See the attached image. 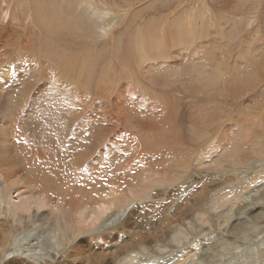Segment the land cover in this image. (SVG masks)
I'll use <instances>...</instances> for the list:
<instances>
[{
	"label": "rangeland",
	"instance_id": "374dc122",
	"mask_svg": "<svg viewBox=\"0 0 264 264\" xmlns=\"http://www.w3.org/2000/svg\"><path fill=\"white\" fill-rule=\"evenodd\" d=\"M0 183V264H95L124 218L157 244L108 264H264V0H0Z\"/></svg>",
	"mask_w": 264,
	"mask_h": 264
},
{
	"label": "bare ground",
	"instance_id": "6f19581e",
	"mask_svg": "<svg viewBox=\"0 0 264 264\" xmlns=\"http://www.w3.org/2000/svg\"><path fill=\"white\" fill-rule=\"evenodd\" d=\"M40 11H41V9L40 8H37V13H38V15L40 16ZM40 21V20H39ZM47 39V38H46ZM53 45V44H52ZM65 55V54H64ZM64 55H62L63 57H64ZM64 59V58H63ZM106 72L104 71V74H105ZM107 74V73H106ZM102 76H104V75H102ZM106 76V75H105ZM104 78V77H103ZM8 100H9V98H8ZM48 100V99H47ZM11 101V100H10ZM8 102V101H7ZM43 102H44V100H43ZM49 103H50V105H51V107H54V109H55V111H59V108H60V106H61V104H59V103H57L56 101H53V100H51V99H49ZM9 104V103H8ZM43 105H41V107H42ZM45 107V106H44ZM64 107H66L65 109H67V108H69L70 110H69V112H73L74 111V108L72 107V106H70V105H64ZM43 108V107H42ZM57 108V109H56ZM39 109V108H38ZM64 109V110H65ZM42 110V109H41ZM40 110V111H41ZM47 112L49 111V110H46ZM55 111H53V112H55ZM37 112V111H36ZM47 112L45 113V112H43V115H44V113L45 114H47ZM38 113H40V112H38ZM36 114V115H40V114ZM49 113V112H48ZM56 113V112H55ZM59 113V112H58ZM64 113V112H63ZM52 115V114H51ZM59 115V114H58ZM66 115V114H65ZM64 115V116H65ZM54 116H56V114L54 115ZM52 117V116H51ZM69 117V116H68ZM42 118V117H41ZM44 118H46V115L44 116ZM47 118H50V116H48V114H47ZM46 118V119H47ZM53 119H56L55 117L53 118ZM53 119L51 118V120L53 121ZM63 119V118H62ZM45 120V119H44ZM44 120H42V122L44 121ZM69 120H70V118H69ZM59 121V120H58ZM129 121V120H128ZM61 124V123H60ZM171 122H168V126L169 127H171ZM48 125V124H47ZM49 127H50V125H48ZM63 126V125H62ZM160 128H161V126H160ZM48 132H49V129L47 130ZM55 130H54V127L52 126V133H51V135H56V133L54 132ZM47 134V132L44 130V131H42V135H40L39 136V139H41V140H43V138H44V136ZM99 134V133H98ZM97 134V135H98ZM102 136V135H101ZM102 138V137H101ZM99 139V138H98ZM83 147V146H82ZM70 153V155H72V151H70L69 150V147H68V150H67V154H69ZM107 154H109L108 152H107ZM69 155V156H70ZM109 155H111V154H109ZM117 156H119V155H117ZM165 156H168V154H165ZM119 158V157H118ZM116 159H114V161H115ZM113 161V160H112ZM113 161V162H114ZM116 161H119V160H116ZM116 161H115V163H116ZM37 162L38 161H35V165H37ZM120 162V161H119ZM119 162H117L116 164H118ZM77 163V162H76ZM81 164V163H80ZM76 165V164H75ZM110 165H112V164H110ZM38 166V165H37ZM40 166H42V163L40 162ZM114 166V165H113ZM81 167V166H80ZM33 168H37V167H33ZM76 168V167H75ZM110 168V167H109ZM111 168H112V166H111ZM79 169V168H78ZM106 169H108V167L106 168ZM80 170V172H72L71 171V176L73 177V178H76V183H78L79 182V184H78V186H73L71 189H77V190H79V191H81V189L82 188H84V187H86L88 184H90V182H91V180H92V177L91 176H89V175H87V174H85V172H84V169H83V172L81 171V169H79ZM112 170H114V169H112ZM109 172V171H108ZM114 172V171H113ZM112 172V173H113ZM10 173V172H9ZM80 173H82L81 175H80ZM11 174V173H10ZM76 174H79L80 176H78V175H76ZM108 174V173H107ZM109 174H110V172H109ZM113 175V174H112ZM35 177H36V180H38V178H39V180H38V182H37V185L36 186H34V187H31L30 185H28L27 187H31V189L30 190H32V192L33 191H37V190H34V188H42L43 190H48V189H46V188H52L53 190H55V191H53L54 193H56V195L58 196V195H61V194H68L70 191L68 190V189H64L62 186H60L58 183H56L55 181L53 182V184L52 185H50L51 187H47V182H49V181H45L44 180V177H43V174L41 175V174H39V173H36L35 174ZM172 177V176H171ZM6 180V179H5ZM5 180H3V182H5V186H7V184H6V181ZM167 180H170V179H167ZM29 182V181H28ZM30 184H31V182H30ZM45 184H46V186H45ZM4 186V184L3 183H0V255L1 254H3V251L6 249V246H7V243H11V240H12V238H13V235H12V230H11V225H9V221H8V219H7V216L3 213V210L1 209L2 207H3V203H4V201H3V199L5 198V196L7 197L8 196V193H6V192H8V190L10 191V189L9 188H6ZM20 186V185H19ZM18 186V187H19ZM21 186H23V185H21ZM145 186V185H144ZM11 187V186H10ZM155 187V186H154ZM157 187V186H156ZM38 188V189H39ZM142 188V187H141ZM144 188V187H143ZM142 188V189H143ZM153 188V187H152ZM16 189V188H15ZM145 189V188H144ZM143 189V190H144ZM147 189V188H146ZM145 189V191H147ZM161 189V188H160ZM16 190H18V189H16ZM24 190V189H23ZM51 190V189H50ZM88 190L90 191V192H92V193H94V194H100L101 196H102V200L103 201H107V202H110L111 200L109 199L110 197H106V195L108 194V193H111V190H113V189H110V187L108 188V191H107V193H105L104 191H105V189L103 188V187H100V186H97V185H92V186H90L89 188H88ZM19 191V190H18ZM26 191V190H25ZM79 191H76V193L77 194H80V192ZM144 191V192H145ZM151 191H152V189H151ZM40 193V192H39ZM120 193V192H119ZM17 194V193H16ZM52 194V193H51ZM113 194L115 195V196H119V194H118V192H114L113 191ZM135 194V193H134ZM41 195V194H40ZM54 195V194H53ZM109 195V194H108ZM107 195V196H108ZM135 195H137V194H135ZM146 195H148V194H146ZM62 196V195H61ZM68 196V195H67ZM71 196V195H70ZM70 196H68V198H70ZM99 196V195H98ZM142 196V195H141ZM20 197V196H19ZM53 198H55L54 196H52ZM59 197V196H58ZM80 197H82V196H80ZM135 197V196H134ZM40 198V197H39ZM62 198V197H61ZM64 198V197H63ZM62 198V199H63ZM71 198H72V196H71ZM85 198V197H84ZM143 198V197H142ZM19 199H21V198H19ZM41 199V198H40ZM44 199H45V197H44ZM65 199V198H64ZM114 199V198H113ZM116 199H117V197H116ZM194 200H195V197L193 198ZM192 199V201H194ZM6 200V199H5ZM33 200V199H32ZM50 200H51V198H50ZM53 200H55V199H53ZM85 200H88L87 198H85ZM58 201V200H57ZM57 201H55V202H57ZM99 199H97V203H99ZM117 202L118 201H120V205H124V204H122L123 203V201L122 200H116ZM157 201L158 200H156V203H157ZM161 201V200H160ZM159 201V202H160ZM6 202V201H5ZM35 202V201H34ZM40 202V201H39ZM38 202V205L37 206H40L41 207V205H43L45 202L43 201H41L40 203ZM48 202H50V201H48ZM47 202V203H48ZM51 202H52V200H51ZM59 202V201H58ZM115 202V201H114ZM163 202H165V201H163ZM25 203V202H24ZM84 203H86V205L90 208V207H92V206H94V204H95V200L93 199V198H91L90 199V201L89 202H84ZM111 203V202H110ZM168 203V202H167ZM18 204V203H17ZM36 204V203H35ZM93 204V205H92ZM100 204V203H99ZM107 204H109V203H107ZM118 204V205H119ZM169 204V203H168ZM256 204V203H255ZM20 205H21V207L22 208H25V207H27V208H25L26 210L28 209V206H22V203L20 202ZM20 205H19V207H20ZM59 205V204H58ZM92 205V206H91ZM113 205V204H112ZM194 205V204H193ZM60 206H61V204H60ZM20 207V208H21ZM162 207V206H161ZM21 208V209H22ZM39 208V207H38ZM116 208V207H115ZM123 208V206H121V209ZM125 208V207H124ZM123 208V209H124ZM126 209V208H125ZM125 209H124V212H125ZM119 211V210H118ZM181 211V210H180ZM65 212V211H64ZM30 213V212H29ZM133 213V212H132ZM99 215H101L102 213H98ZM113 214V213H112ZM111 214V215H112ZM194 214V213H193ZM34 215H36V214H34ZM57 215V214H56ZM55 215V216H56ZM128 215H130V212L128 211ZM33 216V215H32ZM54 216V217H55ZM114 216H116V213L115 214H113V216H111V217H109L108 215H106V218L105 219H103L104 220V222H106L108 219H110V218H112V217H114ZM143 216V215H142ZM174 216H176V215H174ZM192 216V215H191ZM45 217V216H44ZM94 217H97V216H94ZM129 217V216H128ZM139 217H141V216H139ZM199 217V216H198ZM32 218H37V219H39V221L42 223V224H47L48 222H44V218L42 217V216H40L39 218L37 217V216H35V217H32ZM142 218V217H141ZM148 218V217H147ZM160 218H164V216L162 217V216H160ZM166 218V217H165ZM193 218V217H192ZM59 219H62L64 222H65V224H66V226H68L70 223H71V218H70V216H67V215H65V214H63L61 217H58V216H56V218H55V220H54V222L55 223H59ZM102 219V218H101ZM125 220H124V222H122L123 221V219H122V221H121V223H117V225H115V226H112V224H111V226H112V228L110 229V231H106L107 232V235L106 236H102L103 238H110V240L111 239H113V241L115 240V241H117V238H122L123 239V241H122V243H119V242H114L113 243V245L111 246V249H108V248H105V247H99L98 248V250L95 252V255L96 256H98V254L99 255H102V254H104L105 255V259L103 260V261H99L98 259H97V257H96V259H95V264H108V263H111V262H115V260H117V259H119V261L121 262V260L120 259H123V258H126V257H132V256H134L135 255V250H138L139 249V251H136V252H138L139 254H140V252H142L141 250H140V248H141V245H146L147 244V246L148 247H151L150 245L153 243V241L155 240L154 238L156 237V235L157 234H154V235H150V236H146V235H142L141 233V235L140 236H137L138 234H139V230L137 231V229L136 230H131L132 232H133V235L132 234H128V233H126V232H124L125 231V227L126 226H129L128 224H130L131 223V221H130V219H126V218H124ZM159 219V218H158ZM157 219V220H158ZM169 219H171V218H169ZM191 219V218H190ZM96 220V219H95ZM111 220V219H110ZM109 220V221H110ZM117 220V219H116ZM115 220V221H116ZM165 220V219H164ZM175 220V219H174ZM48 221V220H47ZM49 221H51V220H49ZM159 221H161V219H159ZM167 221V220H166ZM36 222V221H35ZM169 222H171L170 220H169ZM176 222V221H175ZM194 222H196V220L194 221ZM95 223V222H94ZM106 223H108V222H106ZM163 223L164 222H162V225H163ZM168 223V222H167ZM171 223H173V222H171ZM170 223V224H171ZM134 224V223H133ZM136 224V223H135ZM157 224V223H156ZM159 224H161V223H159ZM175 225H176V223H174ZM167 225H169V224H167ZM173 225V224H172ZM171 225V226H172ZM174 225V226H175ZM184 225V224H183ZM133 226H136V225H133ZM157 226V225H156ZM155 226V227H156ZM179 226V225H178ZM130 227H131V224H130ZM146 227V226H145ZM154 227V228H155ZM162 227V226H161ZM167 227V226H166ZM158 228V227H157ZM168 228V227H167ZM176 228V227H175ZM144 229V228H143ZM168 229H170V228H168ZM172 229V228H171ZM170 229V230H171ZM174 230V229H173ZM178 230V229H177ZM142 231V230H141ZM157 231V230H156ZM179 231V230H178ZM177 231V234L179 233ZM181 231V230H180ZM185 231V230H184ZM187 231V230H186ZM145 232V231H144ZM147 232V231H146ZM145 232V233H146ZM149 232H152V231H149ZM161 232V231H160ZM167 232H168V230H167ZM173 232H175V231H173ZM191 232V231H190ZM156 233V232H155ZM181 233V232H180ZM188 233V232H187ZM148 234H150V233H148ZM153 234V233H152ZM171 234H172V230H171ZM176 234V233H175ZM99 236H101V235H99ZM176 236V235H175ZM8 238V240L6 241V238ZM40 239H36V241H37V243L41 240V242L40 243H42L41 244V246L42 245H44L45 243H46V241L48 240V237H44V235L42 234H40L39 236H38ZM162 237H163V235H162ZM167 237H168V235H167ZM172 237V236H171ZM171 237H170V239H171ZM173 238V237H172ZM175 238V237H174ZM93 239V238H92ZM201 239V238H200ZM63 240V239H62ZM120 240V239H119ZM148 240V241H147ZM164 241L166 240V239H163ZM6 241V242H5ZM156 241V240H155ZM167 241H169V239L167 240ZM178 241V240H177ZM176 241V242H177ZM180 241V240H179ZM178 241V242H179ZM146 242H149V243H146ZM173 242H174V240H173ZM178 242H177V244H178ZM186 242V241H185ZM196 242V241H195ZM202 242V241H201ZM104 243V242H103ZM155 243V242H154ZM152 244V245H155V244H157V243H155V244ZM163 243V242H162ZM166 243H168V242H166ZM179 244H181V243H179ZM190 244V243H189ZM199 244V243H198ZM197 244V245H198ZM39 245V244H38ZM77 245H78V243H77ZM86 245V244H85ZM144 245V246H145ZM166 245V244H165ZM174 245H176V244H174ZM82 246V245H81ZM100 246H103L102 244L100 245ZM162 246V245H161ZM160 246V247H161ZM167 246H169V245H167ZM166 246V247H167ZM146 247V246H145ZM155 247V246H154ZM153 247V248H154ZM173 247V246H172ZM197 247V246H196ZM85 248V247H84ZM142 248H143V246H142ZM187 248V247H186ZM186 248L184 249V250H186ZM144 249V248H143ZM142 249V250H143ZM148 249V248H147ZM156 248H154V250H155ZM164 249H167V248H164ZM163 249V250H164ZM153 250V249H152ZM181 250V249H180ZM28 251V250H27ZM27 251H26V253H27ZM144 251V250H143ZM147 251V250H146ZM149 251V250H148ZM186 251H189V250H186ZM191 251V250H190ZM189 251V252H190ZM84 252V251H83ZM22 253V252H21ZM23 253H24V251H23ZM85 254V253H84ZM123 254V255H122ZM185 254H187V255H190V254H188V253H185ZM184 254V255H185ZM194 254V253H193ZM74 255V254H73ZM86 255V254H85ZM196 255V254H195ZM87 256V255H86ZM94 256V255H93ZM137 256H138V254H137ZM151 256V255H150ZM186 256V255H185ZM78 257V256H77ZM140 257V256H139ZM182 257V256H181ZM188 257V256H187ZM194 257V256H193ZM101 258V257H100ZM102 258H104V257H102ZM101 258V259H102ZM128 258H127V260H128ZM150 258V257H149ZM189 258H191L190 256H189ZM166 259V258H165ZM181 259V258H180ZM179 259V260H180ZM183 259V258H182ZM34 260V259H33ZM36 260V259H35ZM79 260V259H78ZM90 260H91V258H90ZM143 260V259H142ZM185 260V259H184ZM211 260V259H210ZM84 261V260H83ZM72 262V261H71ZM75 262V261H74ZM74 262H73V264H74ZM146 262V261H145ZM5 264H35V263H32V261H30V260H28L27 259V255H18V254H15L14 256H11L8 260H7V263H5ZM174 264V263H173ZM176 264V263H175Z\"/></svg>",
	"mask_w": 264,
	"mask_h": 264
}]
</instances>
